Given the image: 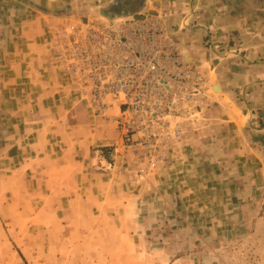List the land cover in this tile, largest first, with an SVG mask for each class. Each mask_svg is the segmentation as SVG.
Returning <instances> with one entry per match:
<instances>
[{
    "label": "rangeland",
    "instance_id": "rangeland-1",
    "mask_svg": "<svg viewBox=\"0 0 264 264\" xmlns=\"http://www.w3.org/2000/svg\"><path fill=\"white\" fill-rule=\"evenodd\" d=\"M201 106L145 115L130 147L117 113L101 117L117 139L98 149V171L119 172L122 195L115 181L108 196L55 195L52 181L1 178L14 165L0 158V264H264V157L233 153L226 144L239 135Z\"/></svg>",
    "mask_w": 264,
    "mask_h": 264
},
{
    "label": "crops",
    "instance_id": "crops-1",
    "mask_svg": "<svg viewBox=\"0 0 264 264\" xmlns=\"http://www.w3.org/2000/svg\"><path fill=\"white\" fill-rule=\"evenodd\" d=\"M74 13L83 15L77 20L149 14L178 27L184 56L206 78L198 111L230 122L239 136L226 146L241 148L247 161L252 149L261 161L264 0H0V158L14 165L1 178L52 181L55 195L108 196L114 181L120 195L128 193L115 169L98 171V162L105 164L96 160L98 149L117 139L113 125L91 115L49 59L52 25ZM102 179L103 186L93 184Z\"/></svg>",
    "mask_w": 264,
    "mask_h": 264
},
{
    "label": "built area",
    "instance_id": "built-area-1",
    "mask_svg": "<svg viewBox=\"0 0 264 264\" xmlns=\"http://www.w3.org/2000/svg\"><path fill=\"white\" fill-rule=\"evenodd\" d=\"M176 29L149 14L65 19L51 27L52 64L94 115L117 113L121 139L134 146L145 115L193 111L204 96L206 78L184 56Z\"/></svg>",
    "mask_w": 264,
    "mask_h": 264
},
{
    "label": "bare ground",
    "instance_id": "bare-ground-1",
    "mask_svg": "<svg viewBox=\"0 0 264 264\" xmlns=\"http://www.w3.org/2000/svg\"><path fill=\"white\" fill-rule=\"evenodd\" d=\"M218 87L216 86V89H217Z\"/></svg>",
    "mask_w": 264,
    "mask_h": 264
}]
</instances>
